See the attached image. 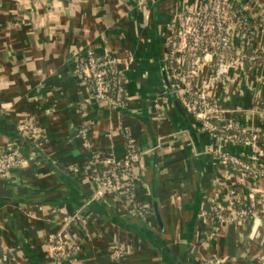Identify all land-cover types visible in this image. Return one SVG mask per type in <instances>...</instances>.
<instances>
[{
	"label": "crops",
	"instance_id": "0c3cea01",
	"mask_svg": "<svg viewBox=\"0 0 264 264\" xmlns=\"http://www.w3.org/2000/svg\"><path fill=\"white\" fill-rule=\"evenodd\" d=\"M208 2L0 0V153L27 160L0 179V264H264V156L225 135L264 138V28L246 40L243 65L211 90L217 131L180 110L164 80L175 17ZM86 49L115 59L124 106L93 97L80 65ZM29 118L35 131H24ZM128 139L141 152L142 216L112 195L93 199L84 171L97 156L123 157ZM222 154L262 175L239 173ZM230 190L256 209L252 219L215 220V206L232 214ZM59 234L79 247L75 256H56Z\"/></svg>",
	"mask_w": 264,
	"mask_h": 264
},
{
	"label": "built area",
	"instance_id": "2783aa9c",
	"mask_svg": "<svg viewBox=\"0 0 264 264\" xmlns=\"http://www.w3.org/2000/svg\"><path fill=\"white\" fill-rule=\"evenodd\" d=\"M253 3L255 7H260V12L264 14V2L259 3L258 0L249 4L240 0H209L206 5L199 8L188 7L177 14L171 26L167 39L170 84L185 111L206 130L217 131V122L221 118V110L214 101L211 90L219 85L234 67L243 65L248 55L246 40L252 37L257 29L264 28L261 14L256 20L255 14H252ZM256 21L260 23L256 24ZM80 65L86 73L96 100L113 107L125 105L124 79L117 71L114 58L107 55L98 56L92 49H86L80 58ZM204 66H208V69L204 70ZM24 127H27L24 131H35L37 126L34 119L29 118ZM79 135L83 148L89 149L86 126H81ZM225 135L229 140L244 141L257 146L261 142L264 146V138L257 133L248 136L242 133ZM259 152L264 156V148L259 147ZM140 159L141 152L128 139L123 157L97 156L85 165L84 171L91 175L96 188L93 199L102 198L106 194L112 195L124 200L140 216L144 215L143 207L134 200L135 171ZM221 159L239 173L250 174L255 179L262 175L249 163L235 157L222 154ZM26 161L18 150L0 153V179L9 176L13 169L22 167ZM227 202L232 211L228 217L221 214L219 206L213 208L218 223H243L256 215L254 207L242 203L239 191L230 190ZM260 204L264 214V199ZM52 249L61 259H69L79 251V247L73 242H66L62 234L54 237ZM122 251L117 249L113 256H121Z\"/></svg>",
	"mask_w": 264,
	"mask_h": 264
},
{
	"label": "water",
	"instance_id": "95a60500",
	"mask_svg": "<svg viewBox=\"0 0 264 264\" xmlns=\"http://www.w3.org/2000/svg\"><path fill=\"white\" fill-rule=\"evenodd\" d=\"M164 76H165V84H166V86H167V88H168V90H169V92H171V94L173 95V97H174V100L178 103V105L180 106L179 108H180V110H181V107H182V105H181V103L179 102V100H178V97H177V95H176V92H175V90L172 88V86H171V84H170V81H169V79L167 78V76H166V73L164 74ZM183 108V107H182ZM156 217H157V220H158V222H160V220H159V218H158V213L156 212ZM177 264V263H176Z\"/></svg>",
	"mask_w": 264,
	"mask_h": 264
},
{
	"label": "rangeland",
	"instance_id": "374dc122",
	"mask_svg": "<svg viewBox=\"0 0 264 264\" xmlns=\"http://www.w3.org/2000/svg\"><path fill=\"white\" fill-rule=\"evenodd\" d=\"M258 1H259V3L264 2V0H258ZM254 3H253V7H252V14H255L254 15L255 16V20H256V18H259L260 17L259 14H261V19L263 20L262 24H264V14H262V12H260L262 9L260 7H255ZM259 23H260V21H256V24H259ZM168 73H169V71H168ZM168 79H169V81H171L170 73H169Z\"/></svg>",
	"mask_w": 264,
	"mask_h": 264
},
{
	"label": "trees",
	"instance_id": "16d2710c",
	"mask_svg": "<svg viewBox=\"0 0 264 264\" xmlns=\"http://www.w3.org/2000/svg\"><path fill=\"white\" fill-rule=\"evenodd\" d=\"M240 1H242L243 3H245V4H249V3H251V1H254V0H240ZM252 20H254V19H252ZM254 23V22H253ZM253 23H251V25L253 24ZM258 146L260 147V148H264V146L262 145V143L261 142H259L258 143Z\"/></svg>",
	"mask_w": 264,
	"mask_h": 264
}]
</instances>
